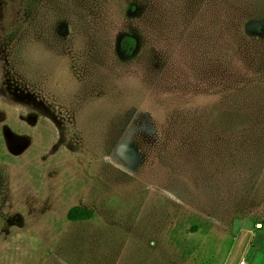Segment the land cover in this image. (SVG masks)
Segmentation results:
<instances>
[{
	"label": "rangeland",
	"instance_id": "obj_1",
	"mask_svg": "<svg viewBox=\"0 0 264 264\" xmlns=\"http://www.w3.org/2000/svg\"><path fill=\"white\" fill-rule=\"evenodd\" d=\"M0 264H264V0H0Z\"/></svg>",
	"mask_w": 264,
	"mask_h": 264
},
{
	"label": "trees",
	"instance_id": "obj_2",
	"mask_svg": "<svg viewBox=\"0 0 264 264\" xmlns=\"http://www.w3.org/2000/svg\"><path fill=\"white\" fill-rule=\"evenodd\" d=\"M120 46L123 51L128 53L134 47V40L130 37H124ZM94 215L93 211L76 206L68 212L67 219L71 222L88 221L93 219Z\"/></svg>",
	"mask_w": 264,
	"mask_h": 264
}]
</instances>
